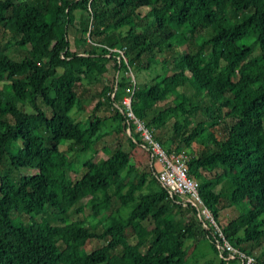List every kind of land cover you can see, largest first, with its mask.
<instances>
[{"label": "trees", "instance_id": "obj_1", "mask_svg": "<svg viewBox=\"0 0 264 264\" xmlns=\"http://www.w3.org/2000/svg\"><path fill=\"white\" fill-rule=\"evenodd\" d=\"M71 32L78 49L92 48L74 50ZM155 65L161 72L144 87L136 80L135 114L155 130L171 113L172 134L156 138L168 152L190 153L205 205L228 240L255 256L242 246L264 241V0H0V264H195L190 242L199 235L218 256L195 210L169 197L151 162L125 170L143 142L133 122L128 132L122 100L131 73ZM110 74L94 111L114 114L76 120L78 88ZM187 84L202 97L185 93ZM122 128L115 150L72 159ZM226 196L240 215L222 223ZM86 208L89 216L70 220ZM91 240L101 244L65 254Z\"/></svg>", "mask_w": 264, "mask_h": 264}, {"label": "rangeland", "instance_id": "obj_2", "mask_svg": "<svg viewBox=\"0 0 264 264\" xmlns=\"http://www.w3.org/2000/svg\"><path fill=\"white\" fill-rule=\"evenodd\" d=\"M143 12H145V10ZM77 23H79V21H77ZM207 36H209V34H207ZM93 37L96 40L100 39L99 37H95V36ZM70 40H71L72 48L74 50L78 49L75 44L74 32H71ZM90 48H92V46H82L81 50L80 49L78 50L82 51V50H88ZM196 48L194 47L193 49L195 50ZM17 53L20 54V52L18 51ZM256 54H258V51L256 52ZM160 72H161V65H157V66L155 65L149 70L136 71L133 75L136 77V80L138 81V87L142 88L145 86L147 82L151 81ZM112 78L113 76L112 74H110L109 79L105 77L101 79V82L97 85H93V86L87 85V86L78 88V94L82 100V107H81V110L75 109L74 111V115H75L74 117L76 120H85L86 118L93 116L94 113H97L99 116L104 117V118L105 117L111 118V116L114 114V111L112 110V108L104 105V106H101L100 109L95 112L94 107L97 105L98 101L101 99V96L99 95V93L101 92L103 85L109 83L108 81L110 79L112 80ZM182 90L185 93L189 94L190 96L191 95L198 96L199 99L202 97V95L199 92H197L194 88H192L189 84L185 85V87L182 88ZM170 105L171 103L169 101L160 102L159 104L156 105L155 110L160 111L161 109L167 108ZM164 117L166 119V123L163 126L164 129L162 131V134L169 136L170 134H172V128L175 123V118L172 117L170 112H166L164 114ZM192 117L194 121L199 119V117H196V116H192ZM179 121L186 128L190 126L189 120L187 119L182 118V119H179ZM113 126H116L115 122L111 119H108V127H107L108 130L111 131ZM185 130H189V128ZM155 132L157 135L158 134L157 129H155ZM126 138H127V133L123 128L120 131L118 130L113 131L111 134H108L105 137H103L97 144L90 147V149L87 152L79 153V155L75 152H72L71 157L72 159L79 160V162L82 163L95 153L103 154V150L105 148L109 147L112 150H115L118 144H121L122 142L126 141ZM67 147L68 146H65L64 149H66ZM194 147L196 148L198 147L197 143L194 144ZM143 149H144L143 147H139V152H135L134 157L130 161L129 167L125 169L126 171L131 170L130 168L132 167L138 168L140 163L143 164L142 166L148 165L150 163V159L148 157L149 154H147L145 150ZM104 157H107V155H104ZM1 170H2V174H4L7 170V167L2 168ZM14 175L15 177H18V173H15ZM131 176L134 178L136 176V172L131 171ZM225 188H226V184H225ZM223 202L224 203L222 204V209H221V217H222L221 222L223 221L224 218L227 220V219L235 218L236 216L240 215L239 207L231 206V200L228 199V196H226L223 199ZM117 206L118 204L115 205V207ZM90 212H91L90 208H86L83 215L71 213L70 220H77L79 218L82 219L86 216H89ZM190 218H194V215H191ZM27 219L28 217H25V220ZM177 219L179 220L180 218L178 217ZM53 222L61 223V220L58 219V220H54ZM153 239L154 237H151V240ZM100 244L101 242H98L96 240H91L87 244H83V245L81 243H77L72 247L65 248V254L67 256L78 258L82 254L88 251H91L92 249H95ZM246 244L242 246L244 250L248 251V250H251L252 248V250L254 251L255 258L257 257H261L262 259L264 258V253H263L264 241L262 242L261 245H257V247H253V246L251 247L248 244L250 248H247ZM218 257L219 256H217L212 250L209 249L208 242L201 235H199V237L195 240V243L190 242V258H191V261H195V264H220V258ZM256 264H258L257 260H256Z\"/></svg>", "mask_w": 264, "mask_h": 264}, {"label": "built area", "instance_id": "obj_3", "mask_svg": "<svg viewBox=\"0 0 264 264\" xmlns=\"http://www.w3.org/2000/svg\"><path fill=\"white\" fill-rule=\"evenodd\" d=\"M132 85L126 89L121 110L127 117V130L131 132V122L140 133L143 148L150 156L151 167L157 174L160 183L167 190L171 199L184 207L195 210L202 226L215 241L220 259L227 261L239 260L241 264H256V258L235 247L217 222L212 210L205 205L201 197V182L189 176L190 153L186 150L168 152L156 138L154 128L138 118L133 110V98L136 90V78L131 73Z\"/></svg>", "mask_w": 264, "mask_h": 264}, {"label": "crops", "instance_id": "obj_4", "mask_svg": "<svg viewBox=\"0 0 264 264\" xmlns=\"http://www.w3.org/2000/svg\"><path fill=\"white\" fill-rule=\"evenodd\" d=\"M163 126H160V127H157V131H158V133L160 132V133H162V131H163ZM246 247H249L248 245H246ZM250 248V247H249Z\"/></svg>", "mask_w": 264, "mask_h": 264}]
</instances>
